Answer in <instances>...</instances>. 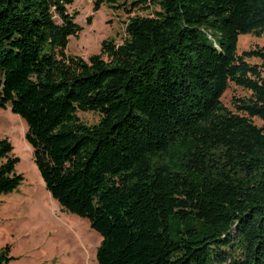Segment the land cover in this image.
Instances as JSON below:
<instances>
[{"label": "trees", "instance_id": "1", "mask_svg": "<svg viewBox=\"0 0 264 264\" xmlns=\"http://www.w3.org/2000/svg\"><path fill=\"white\" fill-rule=\"evenodd\" d=\"M72 1L0 0V108L99 235L95 264H264V43L236 51L264 37V0H91L128 17L85 59L64 52ZM231 83L248 93L233 110ZM12 150L0 138V196L23 181Z\"/></svg>", "mask_w": 264, "mask_h": 264}, {"label": "rangeland", "instance_id": "2", "mask_svg": "<svg viewBox=\"0 0 264 264\" xmlns=\"http://www.w3.org/2000/svg\"><path fill=\"white\" fill-rule=\"evenodd\" d=\"M76 11L73 21L81 29L68 36L64 52L87 58L99 52L103 39L120 43L128 15L102 4L93 10L91 0H73L68 11ZM146 14L134 10L131 14ZM264 43V37L239 35L236 51L247 50ZM255 62V60H252ZM240 87L229 84L221 102L233 110L232 97L247 96ZM88 124L98 120L93 112H78ZM259 124L258 120H255ZM26 123L10 107L0 108V138H8L12 154L19 158L15 171L23 181L13 192L0 196V250L10 246L14 258L9 264H95V249L99 235L89 228L85 218L62 211L44 189L41 176L32 158V149L25 139Z\"/></svg>", "mask_w": 264, "mask_h": 264}]
</instances>
